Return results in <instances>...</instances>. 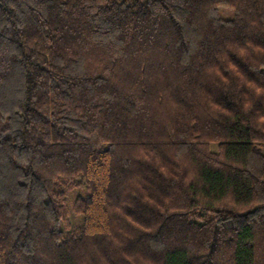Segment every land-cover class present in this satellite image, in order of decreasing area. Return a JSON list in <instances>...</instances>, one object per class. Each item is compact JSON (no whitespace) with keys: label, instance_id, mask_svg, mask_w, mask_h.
I'll use <instances>...</instances> for the list:
<instances>
[{"label":"trees","instance_id":"trees-1","mask_svg":"<svg viewBox=\"0 0 264 264\" xmlns=\"http://www.w3.org/2000/svg\"><path fill=\"white\" fill-rule=\"evenodd\" d=\"M0 264H264V0H0Z\"/></svg>","mask_w":264,"mask_h":264},{"label":"rangeland","instance_id":"rangeland-1","mask_svg":"<svg viewBox=\"0 0 264 264\" xmlns=\"http://www.w3.org/2000/svg\"><path fill=\"white\" fill-rule=\"evenodd\" d=\"M218 11H219L220 16L224 19H231L233 16V12L231 10H226L225 8L221 7L218 9ZM80 195L81 196L84 195V190L82 188H78V189L71 191L67 197V205L71 207L74 203L75 198ZM75 217L77 216H73V215L71 216V221L73 222V225L79 223L80 221L79 217H77L79 221H74Z\"/></svg>","mask_w":264,"mask_h":264}]
</instances>
